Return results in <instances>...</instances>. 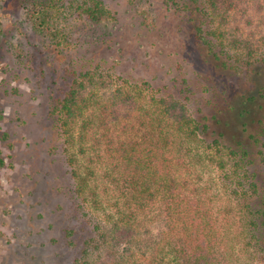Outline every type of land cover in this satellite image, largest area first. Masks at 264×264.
I'll return each mask as SVG.
<instances>
[{
    "label": "trees",
    "instance_id": "16d2710c",
    "mask_svg": "<svg viewBox=\"0 0 264 264\" xmlns=\"http://www.w3.org/2000/svg\"><path fill=\"white\" fill-rule=\"evenodd\" d=\"M163 1L187 17L196 40L224 68L253 83L255 91L238 103L257 106L248 128L256 151L224 132L212 136L209 118L191 109L189 97L153 87L145 92L149 82L143 87L145 82L116 77L79 49L80 41H71L81 28L77 22L86 28L114 17L104 0H22L47 42L71 49L68 63L56 69L59 92L48 112L68 152L78 207L92 225L74 264H264V37L230 26L251 3L264 24V0ZM2 30L0 24V44ZM2 116L0 110V122ZM9 136L0 123V167ZM185 143L201 148L200 158L218 171L210 184L186 175L192 161L183 155ZM72 147L87 155L84 171ZM95 168L101 179L91 185ZM216 196L223 204L215 203Z\"/></svg>",
    "mask_w": 264,
    "mask_h": 264
},
{
    "label": "rangeland",
    "instance_id": "374dc122",
    "mask_svg": "<svg viewBox=\"0 0 264 264\" xmlns=\"http://www.w3.org/2000/svg\"><path fill=\"white\" fill-rule=\"evenodd\" d=\"M21 1L0 0V123L10 135L3 143L5 164L0 167V264H74L92 225L78 207L68 152L48 112L51 97L59 92L56 69L68 63L71 49H54L32 26ZM104 1L114 17L86 28L77 22L81 28L71 41H80L79 49L101 60L114 76L145 82L143 87L149 82L145 92L189 97L191 109L209 118L212 136L224 132L255 153L248 128L255 124L252 112L257 106L238 103L242 94L255 91L253 83L243 73L224 68L196 40L187 17L167 8L163 0ZM246 10L230 26L239 27L244 36L264 37L263 15L256 4ZM102 37L107 41L97 44ZM32 51L34 57L28 53ZM183 150L192 161L186 175L195 184H210L218 171L200 158L201 148L185 143ZM69 152L77 153V165L84 171L87 155L78 147ZM101 173L94 169L88 178L91 185ZM215 203L223 204V199L216 196ZM125 244L122 240L117 246Z\"/></svg>",
    "mask_w": 264,
    "mask_h": 264
}]
</instances>
